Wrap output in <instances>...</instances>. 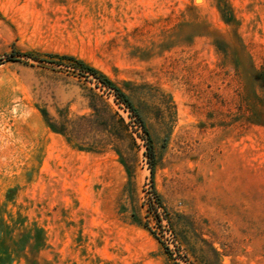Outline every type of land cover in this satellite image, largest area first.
<instances>
[{"label": "rangeland", "instance_id": "1", "mask_svg": "<svg viewBox=\"0 0 264 264\" xmlns=\"http://www.w3.org/2000/svg\"><path fill=\"white\" fill-rule=\"evenodd\" d=\"M0 264H264V0H0Z\"/></svg>", "mask_w": 264, "mask_h": 264}, {"label": "trees", "instance_id": "2", "mask_svg": "<svg viewBox=\"0 0 264 264\" xmlns=\"http://www.w3.org/2000/svg\"><path fill=\"white\" fill-rule=\"evenodd\" d=\"M60 58L68 59V60L74 62L77 67H80L81 69L88 71L89 73H91V74L95 75L97 78H99L104 84L114 88L117 91V94L122 98V100L125 101L132 109H134L130 99L128 98V96L124 92H122L120 90V88L116 85V83L113 82L101 70H99L95 66L89 64L85 60L78 58L76 56H73V55H62V56H60ZM43 113L45 114V116L48 115V112L46 110H43ZM149 154H150L151 158L155 157L154 148L151 144H149Z\"/></svg>", "mask_w": 264, "mask_h": 264}]
</instances>
